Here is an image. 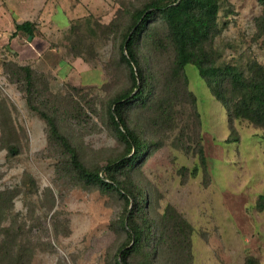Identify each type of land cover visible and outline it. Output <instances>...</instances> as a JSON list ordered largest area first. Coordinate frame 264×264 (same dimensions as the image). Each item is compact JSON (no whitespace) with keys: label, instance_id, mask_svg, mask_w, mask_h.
Listing matches in <instances>:
<instances>
[{"label":"rangeland","instance_id":"rangeland-1","mask_svg":"<svg viewBox=\"0 0 264 264\" xmlns=\"http://www.w3.org/2000/svg\"><path fill=\"white\" fill-rule=\"evenodd\" d=\"M97 1L93 32L75 22L68 40L74 55L99 70L98 80L75 82L37 68L29 86L12 66L0 75V244L21 264H116L131 241L122 222L134 200L130 194L127 203L125 190L141 200L133 223L142 244L133 264H242L249 255L264 264V209L257 206L264 125L242 118L232 131L228 108L195 65L175 76L176 51L160 18L134 45L147 95L127 104L124 119L143 147L133 166L115 172L121 191L86 182L50 136L41 111L104 176L129 152L109 106L132 85L122 43L150 0ZM262 10L259 0L221 3V32L210 44L218 63L246 73L253 62L264 66Z\"/></svg>","mask_w":264,"mask_h":264},{"label":"trees","instance_id":"trees-1","mask_svg":"<svg viewBox=\"0 0 264 264\" xmlns=\"http://www.w3.org/2000/svg\"><path fill=\"white\" fill-rule=\"evenodd\" d=\"M224 0H150L145 6L134 14L131 30L126 34L123 43L122 56L130 65L132 85L123 93L115 97L109 106V115L114 127L125 140L129 147L128 154L120 157L108 165V175H102L96 168H89L80 159L76 148L63 135L55 119L45 111L41 116L47 121L50 136L58 141L69 153L70 162L79 176L86 182L99 185L104 189L119 190L121 183L114 176L115 172L133 166L141 156L142 143L136 132L129 129L124 119V111L127 104L143 103L147 95V85L140 62L137 58L134 45L138 35L145 30L156 18H160L168 29L169 37L176 51L175 76L180 73L187 64L196 66L200 76L205 78L207 86L215 98L228 108V120L231 130L234 131L233 122L237 119L264 125V66L258 62L251 63L248 72L241 70L232 64H220L215 60L211 43L221 32L218 16L221 3ZM263 6L262 14L257 21L264 24V0H259ZM33 24L30 22L17 25L18 30L32 34ZM73 29V26H72ZM125 50V52H124ZM13 67L16 73H21L23 79L32 85L36 69L30 65H21L16 62H5L3 72L9 73L8 67ZM237 138H229L228 141H236ZM204 161V156L202 155ZM127 203L130 204V194L134 202L130 208L128 221L122 222L130 235V242L120 248L116 264H133L130 256L136 253L142 244V234L137 223H133L135 212L141 206L140 195L123 191ZM257 206L264 209V194L258 198ZM184 226L189 223L180 217ZM189 235V234H188ZM189 238V236H188ZM7 245L0 244V264H21V257L9 256ZM152 253H149L151 259ZM242 264H261L259 260L249 255Z\"/></svg>","mask_w":264,"mask_h":264},{"label":"crops","instance_id":"crops-1","mask_svg":"<svg viewBox=\"0 0 264 264\" xmlns=\"http://www.w3.org/2000/svg\"><path fill=\"white\" fill-rule=\"evenodd\" d=\"M97 0H0V75L5 62L30 65L61 79L95 82L99 70L74 55L68 36L75 22L93 32ZM30 22L32 34L17 25Z\"/></svg>","mask_w":264,"mask_h":264}]
</instances>
